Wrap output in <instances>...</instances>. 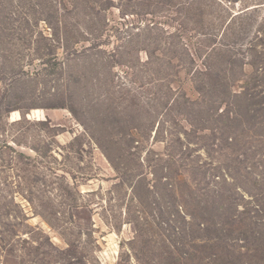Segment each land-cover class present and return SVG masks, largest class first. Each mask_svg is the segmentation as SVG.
<instances>
[{
    "label": "rangeland",
    "instance_id": "rangeland-1",
    "mask_svg": "<svg viewBox=\"0 0 264 264\" xmlns=\"http://www.w3.org/2000/svg\"><path fill=\"white\" fill-rule=\"evenodd\" d=\"M0 264H264V0H0Z\"/></svg>",
    "mask_w": 264,
    "mask_h": 264
}]
</instances>
